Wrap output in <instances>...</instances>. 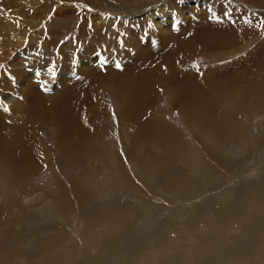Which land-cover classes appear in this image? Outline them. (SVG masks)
Wrapping results in <instances>:
<instances>
[{
	"label": "rangeland",
	"instance_id": "374dc122",
	"mask_svg": "<svg viewBox=\"0 0 264 264\" xmlns=\"http://www.w3.org/2000/svg\"><path fill=\"white\" fill-rule=\"evenodd\" d=\"M60 8L68 15L61 17L59 24H76L77 31L83 27L87 37L95 36L97 40L93 45L98 46L99 52L91 56L101 54L85 68L73 64L69 81L50 92L57 78L69 71L67 63L59 57L60 51L54 52L52 59L45 47H38L43 37L35 45L30 37H37L41 26L48 27L50 23L58 29L57 21L49 22V19ZM72 9H76L75 14ZM160 18L166 24L159 28ZM20 32L25 38L19 44L12 36ZM87 37L83 36L81 41ZM0 46L9 48L7 56L0 58V77L3 74L0 101H7L15 93V85L25 81L26 70L38 65L37 57L47 54L41 57L45 65L43 73L47 76H37L39 71H35L38 78L20 91L21 111L14 110L12 103L0 105V146H3L0 172H11L0 180V243H7L6 248L10 244L5 230L8 218L16 220L14 226L19 231L16 226L23 220L19 211L26 208L38 217L44 209H50L59 219H53V225L43 232L45 236L51 234L55 239L59 233L58 239L64 244L78 242L83 245L81 250L96 257L98 245L83 239L84 222L70 207V217L58 208L63 200L68 203L75 200L71 188L80 177L92 189L109 188L99 194V203L111 207L104 210L105 214L109 212L107 215L115 214L113 207L118 203L136 208V204L145 201L155 207L157 218L164 219L169 216L168 211L184 209L189 219L193 208L210 201L211 196L228 194L238 186L247 188L242 198L250 192L264 197V188L250 187L256 177L264 181V150H258L262 153L259 155L250 148L253 143L264 142V94L260 97L251 93L252 83L264 86V0H0ZM76 48L77 54L82 47ZM94 50L89 48L91 53ZM22 52L25 57L33 55L36 59L21 66L23 59L12 60V57ZM49 62L57 67L51 75L47 71ZM236 121L237 128H233ZM229 123L232 124L230 132L225 140L218 142L215 134L226 130ZM215 149L220 150L219 155L231 161L235 159V170L217 166L208 186L210 192L207 187L204 191L195 190L196 183L189 176L186 163L189 159L201 158L209 166H216ZM3 152L10 153L7 163H13V155L20 154L22 159L26 157L24 152L28 153L38 168L20 176L15 168L11 171L10 165L4 166L3 161L7 159ZM14 160L20 161V158ZM165 160L171 163L167 167L170 171L177 170L190 180L169 189L167 182L172 181L158 182L159 169ZM154 180L157 183L152 184ZM83 187L86 186L75 190ZM240 203L238 199L235 205L238 215L249 213L248 208L238 207ZM176 221V234L192 228ZM236 227L231 235L240 238V229ZM96 231L103 232L100 227ZM28 239L27 236L16 239V242L23 241L21 250H31ZM151 239L142 238L138 254ZM190 243L193 245L194 240ZM126 246L133 249L131 245ZM171 248L169 251L175 254L186 251V247L178 244ZM41 262L37 259L31 264Z\"/></svg>",
	"mask_w": 264,
	"mask_h": 264
},
{
	"label": "bare ground",
	"instance_id": "6f19581e",
	"mask_svg": "<svg viewBox=\"0 0 264 264\" xmlns=\"http://www.w3.org/2000/svg\"><path fill=\"white\" fill-rule=\"evenodd\" d=\"M119 1H122V0H119ZM112 3L115 4L114 2H111V4ZM164 7H166V6H164ZM183 7L185 8V6H183ZM188 7H193V6H188ZM61 8L59 10L57 9L58 10L57 12L53 11L54 13L52 12L51 16L49 15L50 16L49 22L57 21L56 22V25H57V24L61 23V20H62L61 17L68 15L67 11L63 10ZM63 8H65V6ZM184 8H182V9H184ZM76 9H78V8H76ZM76 9H72L71 11L74 12V14H75ZM102 9H104V8H102ZM98 11H100V10H98ZM114 14H116V13H114ZM39 17H40V15H39ZM122 17L124 18V16H122ZM157 18H159V17L157 16ZM108 19H109V17H108ZM165 19L167 20V17H165ZM165 19H162V18L158 19V24H159L158 27L159 28L164 26V24H166ZM96 21H98V20H96ZM78 22L79 21H77L75 23H78ZM88 22H87V24H88ZM85 23H86V21H85ZM110 23H111V21H110ZM102 24H104V23H102ZM131 24H133V23L131 22ZM47 25H48V23H47ZM105 25H106V23H105ZM105 25H103V29H104ZM113 25H114V23H113ZM51 26H52V23H50L48 27L47 26H41L40 30L38 31V36L37 37L31 36L30 42L33 45H35L36 43H38L36 41L37 40L39 41L43 37L44 41L43 42L40 41V46L38 45V47L39 48L45 47L46 53L48 55H50L52 59H53V53L56 51H60L59 57L63 58V61L67 63V68L69 69V71H66L64 74L59 73V74H61L60 77L57 78L55 83L52 85L53 89L51 88V90H50V92H54L57 89H59L61 86H63V84L65 82L69 81V79L72 77V73L70 72V70H71V66L73 64H76V66H80L81 68H85V67L93 64L95 62L96 58H98L101 53H98L94 56H91L95 52H99V50L97 48L98 46L94 47L95 45H93L95 42H97V40H96L95 36L87 37L89 35L84 34L86 32H85V29L83 27L80 26L82 29L77 31L75 29L77 27L76 24H72V25L70 24L68 26L66 24H59L57 26L58 29L53 28ZM65 27H68V28L63 29ZM87 28H88V26H87ZM106 28H108V26ZM61 29H63V30H61ZM53 30H56V31H53ZM4 31H6V30H4ZM83 36H86L87 38H85V40L82 42L81 38ZM12 37H13V39H15L14 42L20 44L21 42H19V41L22 40V42H23V40H24L23 38H25V35L22 32H20L18 34L13 35ZM105 37H103V38L105 39ZM65 40H67V41L65 43H63ZM100 43H104V42H100ZM92 45H93V47H92ZM79 46H81L82 49L79 53L76 54V49H77L76 47H79ZM89 48L91 50H94L93 48H95L94 52L91 53L89 51ZM8 49H9L8 46H0V58L1 59L4 57V55L6 54V51ZM104 50H105V48H104ZM47 54H45V55L42 54V56L39 55L37 57V59L39 58V60L36 62L38 65H31L30 66L31 68L28 69L29 71L26 70V74H25L26 79L23 82V84L21 82V83L15 85V87H16L15 93L10 94L7 98V101H0V105L5 107L4 105H6L7 103H8V105H9V103H10V105L12 103V106L13 107L15 106L14 110H16L18 112L21 111L22 104L19 101L20 100V98H19L20 91H22L21 89L26 84L30 85L31 84L30 81H34V79H37L38 78L37 76H39V75H41V77L47 76V74L43 73L45 65H44V60L41 59V57H45V56H47ZM6 56L7 55H5V57ZM54 56H56V55H54ZM34 58H35V56H33V55L32 56L28 55L25 57V55H23V52H22V53L16 55L15 57L13 56L12 60L23 59L20 62L21 66H22L27 62H32ZM58 59H60V58H58ZM62 65H63V63H62ZM56 69H57V67L54 65V63L51 64L49 62L48 66H47V71L50 72V75L53 72H55ZM35 71H39V74L38 75L35 74ZM3 72H4V68H3ZM11 72H12V70H11ZM16 74H18V72ZM262 74H264V73H262ZM2 77H3V74L1 75L0 80L2 79ZM16 79H17V77H16ZM262 80H263V78H262ZM48 82H49V80H48ZM260 83H262V82H260ZM180 84H182V82H180ZM251 85H253V88L251 89V93L253 96H260V95L264 94V86H263L264 84L262 85L263 86L262 88H261V86L254 85L253 83ZM13 87L14 86L11 85V89H13ZM24 90H26V88ZM2 94H3V91L0 93L1 97L3 96ZM0 100H1V98H0ZM5 100H6V98H5ZM4 102H6V103H4ZM134 114L135 113H133V116H134ZM235 123L233 124V128L234 127L237 128V126H236V125H238L237 121ZM229 124L230 125H227V129L225 128L226 130H222L218 133L216 132L217 134H215V135L217 137L216 139H218V142L223 141V139L226 137V135L230 132L229 130L232 128V124L231 123H229ZM78 127H80V126H78ZM144 131H146V130H144ZM81 134L84 135V133H81ZM232 135L234 136V133ZM207 136H208V133H207ZM209 136H210V134H209ZM66 143H68V142H66ZM147 143H149V142H147ZM75 144H76V142H75ZM263 144H264V142H256V143H253V148H252V145L250 146V148L252 151H256V152L258 150H261V149L264 150ZM2 147L3 146H0V149ZM175 151L178 152L177 150H175ZM26 152H27V150H26ZM214 152L217 153L214 155L216 157L215 158L216 161H214L217 164L216 166H211V165L209 166L208 162H205L204 160L201 161V158H200V160H193V158L190 160L189 159L190 155L186 154L189 158L188 157H185V158H186V160L189 159L188 160L189 162L186 163L187 167H185V168H187V171L189 172V176L191 177V179L194 180L196 183L195 190H200V191L203 190L204 191L205 187H207V188H208V186L210 187L211 180H212L211 176H213V175L215 176L216 171H217L216 168H218L217 166H219L221 168H226V170L232 169L233 161L235 159L233 161H231V159H228L222 155H219L218 154V153H220L219 149H215ZM242 152L246 153L245 151H242ZM262 153L264 154V152H262ZM5 154H6V152H3L2 155H4L7 159L8 155L10 153H8L7 155H5ZM27 154L28 153L25 154V152H24L23 156H26V157H23L22 159H21L22 155L20 156V154L18 157H17V155H13L12 156L13 159H11L13 161V163L12 162L7 163L8 160L10 159V158H8L7 161H3L4 166L6 168H9V165H10L11 171H12V168H15L16 173L20 176L34 172L38 168L37 162L32 157H28ZM257 154L261 155L259 152H257ZM200 155L201 154L199 153L198 157ZM243 155H245V154H243ZM179 157H181V155ZM14 158H16V159L20 158V161L14 160ZM185 158H183V159L185 160ZM261 158L262 157H260V159ZM180 159L181 158H179L178 160H180ZM37 161H38V159H37ZM19 163H21V164H19ZM192 163H196V165H194V164L192 165ZM170 164H171L170 161L167 162L165 160L162 162V165H161L162 167H160V169H159L161 176L159 175L160 181L158 180V182H161V179L163 181L165 179L172 181V182L164 181V183L167 182L166 186H168V189H169V186L174 187V188L177 187L175 185L177 183L185 185L184 183H186L190 179L185 178L182 174H180L177 170L175 171L173 168L172 169L174 171H170L169 168H167ZM0 168H3V166L1 164H0ZM233 169H234V167H233ZM223 170L225 171V169H223ZM261 170H262V168H261ZM3 171H1V172H3ZM231 172H233V171H231ZM263 172H264V170H263ZM7 173H8V176H10L9 173H11V172H7ZM7 173H5V171H4V173H2V175H0V180H1V176L3 177L5 175H7ZM209 174H210V177H209ZM229 174H230V172H229ZM139 176H141V175H139ZM148 176H147V179H148ZM256 176H258V175H256ZM141 177H143V176H141ZM149 177H151V176H149ZM226 178H227V176H226ZM75 179H77V178H75ZM156 179H158V178H156ZM257 179H258V177H256V179H254L251 182L250 187L253 190H262L264 188V185H263L264 181H260L259 179H258L259 180L258 181ZM154 183H157V181H155V180L152 181V184H154ZM213 184H214V182H213ZM213 184H212V186H213ZM215 185H217V184H215ZM72 186H73V188H71V192L73 191L72 193L75 195V200L73 202H69V203H68V201L63 200V202L59 203V205H58L59 211H61L60 213H62V214L65 213L68 215V217H70L69 216L71 214L69 211V207H70L76 213V215L79 216V218L82 220V222H84L83 223L84 228L83 227L81 228L83 231V234H82L83 239L85 241H88L92 245H95L96 247L98 245V250H97L98 253L96 254V257H92V254H86L84 252V250H81L82 248H80V247H82L83 245L80 246V244H78V242L75 243L76 246L74 245V243L72 245V243H70V242H69V244H64L65 242L60 241L58 239V237H61L59 235V233L56 234L57 238H55V239L52 238V236H49L51 234H49L48 236H45V234L43 232L46 230L47 227H50L53 225V223H52L53 219H55V218H56V220H57V218L59 219V217H56L53 215V213L50 209H44L43 214H39L40 216L37 217V214H34L30 211H27L28 209L25 208L23 212L19 211L21 213V216L23 219L22 224L21 225L18 224L16 226L17 228H19V231H17V229H15V226H14V224L16 223L15 219L8 218V220L5 223V230H6V234L8 235L7 237H8L10 244L6 248L5 245H8V244L7 243L4 244L1 241V243H0V264H26V263L31 264V262H33L37 259H40L42 261L41 264H144V263H148V264H264V197H261L259 194H256L255 192H250V193H248L249 194L248 196H245L244 198H242L243 195L247 194L246 193L247 192L246 187H241V186H238L237 188L233 187L234 189L229 191L228 194L227 193L226 194L220 193L218 196H216V198H214L213 196L210 195L211 196L210 201L205 202L206 201L205 200L202 204H200V206L192 209L191 218H189V219L187 217L188 212L184 211V209H182V210L180 209V210H177L175 212L168 211L169 216L164 217V219H160L161 217L157 218V216L154 214V208L155 207L149 205L145 201L139 202L138 204H136V206H137L136 208L134 206H131V205L128 207L126 204H122V203L119 204L118 203V204L114 205V207H113L114 208L113 211L115 214L107 215L109 212L107 214H105L104 210H110L111 207L109 205L99 203L100 202L99 194L101 192H104L105 189L108 190L109 188H107L105 186L104 187L99 186L98 190L92 189L90 184H88V183L85 184L82 177H80V180H77V182L74 181ZM80 186H86V187L75 190V189L79 188ZM214 188H215V186H214ZM211 190H212V188H211ZM191 191H193V190H191ZM208 191H209V188H208ZM1 196H2V194H1ZM194 196H195V193H194ZM179 197H181V196L179 195ZM238 199L241 200V203H240V205H238V207L239 208H244V207L248 208L249 213L243 214V215H238V213L235 209V205H236V202L238 201ZM255 205H259V207H256ZM15 206H17V205H15ZM47 206H48V204H47ZM52 209H54V208H52ZM56 209H55V211H56ZM194 209H197L195 211V213H193ZM10 211H12V210H10ZM1 214L2 213L0 212V215ZM184 218H187V219L184 220ZM116 219L118 221H116ZM174 219L177 220L176 222H181V226H187V227H192V228L188 232H179L178 234H176L177 232L174 228L177 226H175ZM58 222H59V220L57 221V223ZM195 222H198L199 224L194 225ZM234 226H237L236 228L240 229L239 230V232H241L240 238H238V236H232L231 235L234 232L233 231ZM97 227H100L103 230V232L99 234L96 231ZM58 232H59V230H58ZM60 234H61V232H60ZM2 235H4V233ZM65 235H64V237H65ZM173 235H175V237ZM23 236H27L29 238L27 241L29 242V244H31V250L25 251V250H21L19 248L20 243L23 241L20 240L21 242H16V239L21 238V237L23 238ZM146 236L149 238H152V239L145 246V248L143 250H141V252H139V254H138V251L140 250L142 238L146 237ZM45 239L53 240L54 242L51 243L49 241L50 243H48V241L47 240L45 241ZM64 239H66V238H64ZM240 239H242V240H240ZM191 240H194L193 245H191V243H190ZM177 244L180 245L181 247L182 246L186 247V251L181 252L179 254H175L174 251H169V250H172L171 245L174 246ZM126 245H131V247L133 249L131 250V248L129 246H128L129 247L128 248ZM124 246H125V248L121 250V248ZM5 248H6V250H5ZM2 251H4L6 255L3 254ZM118 256L122 257V260H120L118 258ZM20 260H24L25 263L21 262Z\"/></svg>",
	"mask_w": 264,
	"mask_h": 264
},
{
	"label": "snow or ice",
	"instance_id": "6c2138e0",
	"mask_svg": "<svg viewBox=\"0 0 264 264\" xmlns=\"http://www.w3.org/2000/svg\"><path fill=\"white\" fill-rule=\"evenodd\" d=\"M5 110H7V109H5Z\"/></svg>",
	"mask_w": 264,
	"mask_h": 264
}]
</instances>
